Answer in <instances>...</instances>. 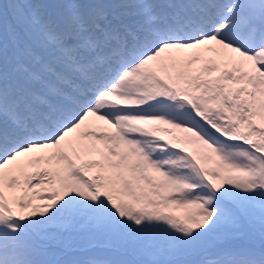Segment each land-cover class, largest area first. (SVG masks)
<instances>
[{
    "label": "snow or ice",
    "instance_id": "1",
    "mask_svg": "<svg viewBox=\"0 0 264 264\" xmlns=\"http://www.w3.org/2000/svg\"><path fill=\"white\" fill-rule=\"evenodd\" d=\"M0 264H264V0L0 3Z\"/></svg>",
    "mask_w": 264,
    "mask_h": 264
},
{
    "label": "rangeland",
    "instance_id": "2",
    "mask_svg": "<svg viewBox=\"0 0 264 264\" xmlns=\"http://www.w3.org/2000/svg\"><path fill=\"white\" fill-rule=\"evenodd\" d=\"M4 2V0H0V3Z\"/></svg>",
    "mask_w": 264,
    "mask_h": 264
}]
</instances>
